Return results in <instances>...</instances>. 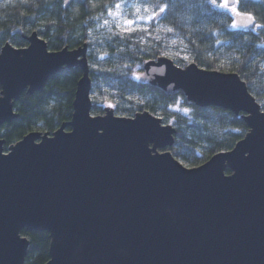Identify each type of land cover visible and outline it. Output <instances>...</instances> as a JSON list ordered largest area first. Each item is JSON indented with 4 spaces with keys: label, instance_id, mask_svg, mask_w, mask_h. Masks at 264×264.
<instances>
[{
    "label": "water",
    "instance_id": "water-1",
    "mask_svg": "<svg viewBox=\"0 0 264 264\" xmlns=\"http://www.w3.org/2000/svg\"><path fill=\"white\" fill-rule=\"evenodd\" d=\"M24 38L0 49V125L23 92L63 68L81 75L69 120L7 151L0 138V264H24L23 229L49 233L44 264H264V110L236 72L167 55L143 62L154 87L242 113L248 127L232 148L185 166L167 149L175 127L159 116L91 113L86 43L49 50L35 31Z\"/></svg>",
    "mask_w": 264,
    "mask_h": 264
},
{
    "label": "trees",
    "instance_id": "trees-1",
    "mask_svg": "<svg viewBox=\"0 0 264 264\" xmlns=\"http://www.w3.org/2000/svg\"><path fill=\"white\" fill-rule=\"evenodd\" d=\"M120 2L127 3L122 11L128 19H134L135 8L142 6L141 0ZM116 3L117 0H73L64 7V0H0V49L6 42L14 47L26 46L24 36L33 31L46 41L49 50L86 43L92 114H102L110 104L119 116H133L144 110L160 116L176 130L174 142L167 149L188 166L232 148L248 131L242 113L196 106L181 90L166 94L142 76V64L145 59L164 55L167 42L175 40L170 58L176 65L195 62L205 69L236 72L264 110V27L256 28V24L264 26V0H241V11L253 13L256 20L251 26L239 28L231 24L234 19L243 24L244 18L221 12L208 0H147L155 12L159 10L156 5L169 7L149 25L153 36L159 34L161 40L149 38L143 43L141 38L146 33L142 31L123 38L114 35L118 21L108 15V9L120 11ZM105 20L109 21L107 25ZM168 27L173 28V33L165 34ZM80 75L79 67L63 68L40 90L23 92L13 102L17 116L0 125L4 149L29 131L52 132L69 120ZM21 234L29 239L24 264H44L49 258V233L23 229Z\"/></svg>",
    "mask_w": 264,
    "mask_h": 264
},
{
    "label": "snow or ice",
    "instance_id": "snow-or-ice-1",
    "mask_svg": "<svg viewBox=\"0 0 264 264\" xmlns=\"http://www.w3.org/2000/svg\"><path fill=\"white\" fill-rule=\"evenodd\" d=\"M208 2L214 8L221 10V12L231 13L233 16H239L244 18L245 22L243 24H241L240 22L234 19L233 23L231 24V27L233 28L247 27L249 24L254 23L256 20V16L253 13L241 11L240 9L241 0H208ZM141 3L142 6H137L134 10V16H135L134 19L126 18V13H124L122 9L124 7H127V3L122 4L120 0H117V3L115 4V8L120 11L113 12L111 8L108 9V15L118 21V23H116L115 25L118 32L114 33V35L119 34L123 38V36L131 35V33L133 32L142 31L146 33V37L141 38V43H143L145 39H149V38H154L156 41L159 42L162 37L159 34L153 36V32L150 29L149 25L152 24V22L159 20L160 16L154 10H150L147 0H141ZM171 6L175 7L176 5L172 4ZM156 7H159L160 14H164L168 11L169 6L156 5ZM103 23L107 25L109 21L105 20ZM261 27L264 26L260 24H256V28H261ZM160 30H161V26L158 25L156 32L159 33ZM164 32L165 34H171L173 33V28L171 27L165 28ZM172 43L175 44L176 41L173 40ZM217 43H219V41H217ZM181 50L183 51V49ZM177 55H179V53H177ZM184 58L187 59L188 57L185 55ZM139 78L140 77L137 76V79ZM109 106L112 107L114 105H109ZM185 111H187V109H185Z\"/></svg>",
    "mask_w": 264,
    "mask_h": 264
},
{
    "label": "rangeland",
    "instance_id": "rangeland-1",
    "mask_svg": "<svg viewBox=\"0 0 264 264\" xmlns=\"http://www.w3.org/2000/svg\"><path fill=\"white\" fill-rule=\"evenodd\" d=\"M173 51H175V49H174V44L172 43V41L170 40V41H168L167 42V44H166V50H165V52H164V55H167V56H169L170 57V55H171V53L173 52ZM110 104H108L107 105V107H110L109 106ZM110 108H112V107H110ZM156 116H158V115H156ZM160 117V116H159ZM161 118V117H160ZM164 123V122H163ZM5 149H3V151H4ZM5 151H7V150H5ZM160 151V150H159ZM184 164V163H183ZM185 166H188V165H186V164H184Z\"/></svg>",
    "mask_w": 264,
    "mask_h": 264
},
{
    "label": "flooded vegetation",
    "instance_id": "flooded-vegetation-1",
    "mask_svg": "<svg viewBox=\"0 0 264 264\" xmlns=\"http://www.w3.org/2000/svg\"><path fill=\"white\" fill-rule=\"evenodd\" d=\"M43 132V131H42ZM6 150H7V148H6ZM5 151V150H4Z\"/></svg>",
    "mask_w": 264,
    "mask_h": 264
}]
</instances>
